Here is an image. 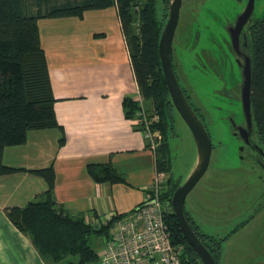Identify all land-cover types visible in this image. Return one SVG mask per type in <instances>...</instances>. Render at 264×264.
<instances>
[{"label":"crops","instance_id":"crops-1","mask_svg":"<svg viewBox=\"0 0 264 264\" xmlns=\"http://www.w3.org/2000/svg\"><path fill=\"white\" fill-rule=\"evenodd\" d=\"M38 29L61 128L29 131L24 144L2 152L6 167L22 170L0 175V264H47L4 212L46 190L27 170L51 167L57 208L90 223L143 204L156 171L154 152L121 107L122 99L141 96L116 7L43 18ZM89 164H110L126 183L93 181Z\"/></svg>","mask_w":264,"mask_h":264},{"label":"trees","instance_id":"trees-1","mask_svg":"<svg viewBox=\"0 0 264 264\" xmlns=\"http://www.w3.org/2000/svg\"><path fill=\"white\" fill-rule=\"evenodd\" d=\"M111 6L117 9L140 96L152 106L147 112L158 116L152 129L159 131L161 138L154 155L156 170L169 175L161 198L170 205L166 222L171 231V242L182 247L183 264H201L181 234L171 207L172 194L180 182L171 180L168 140L175 135V115L178 114L171 103L158 55L167 0H0V175L22 170L2 163L4 148L24 144L29 131L61 128L54 113L55 98L38 20L81 18L86 11ZM249 31L250 108L255 136L264 151V12L254 20ZM121 107L128 119L135 118L139 109L138 102L131 98L122 99ZM63 143L62 137L59 146ZM86 171L97 183H126L110 164H89ZM27 172L41 177L46 182V190L23 207L5 209L8 220L30 240L47 264L98 261V253L89 245L90 238L93 235L108 237L109 229L123 214L111 218L105 226H90L82 217L57 208L53 197L55 174L51 167ZM190 226L217 263L210 248L218 246L219 242L208 241L210 245H206L192 224Z\"/></svg>","mask_w":264,"mask_h":264},{"label":"rangeland","instance_id":"rangeland-1","mask_svg":"<svg viewBox=\"0 0 264 264\" xmlns=\"http://www.w3.org/2000/svg\"><path fill=\"white\" fill-rule=\"evenodd\" d=\"M242 7L243 5L237 0L183 2L173 38V60H178L183 65L190 63L187 61L189 55L177 46L180 41L189 40L190 32H192V39L195 38L194 44H199L196 51L205 39L216 45V41L210 37L220 32L217 23L225 22L233 17L241 11ZM263 12L264 0H254L252 18H260ZM201 89L203 87L194 90L195 100L201 96ZM198 103L196 104L202 116L204 115L206 129L210 137L214 138L221 130V121L216 115L211 118L210 111ZM149 104L150 102L146 101L144 105L147 111ZM174 131L175 135L168 140L169 173L172 182L182 183L194 166L196 150L188 127L178 115H175ZM158 145L159 142L156 147ZM232 157L236 159L234 153ZM212 162L213 155L205 174L185 199L184 210L189 224H192L205 241H216L225 235L229 236L223 244L212 245L210 248L217 264H264V174L261 172L260 177H255V174L240 167L237 161H223L224 165H228L221 169L213 168L218 165ZM227 167L229 168L225 169ZM250 179H253L256 184L255 187H250L251 189L247 187ZM216 184L229 187L232 190V196L226 198L215 192L212 188ZM104 242V237L93 235L89 245L99 253L103 251ZM208 244L210 245V242ZM98 262L100 263L98 260L90 264H99Z\"/></svg>","mask_w":264,"mask_h":264},{"label":"flooded vegetation","instance_id":"flooded-vegetation-1","mask_svg":"<svg viewBox=\"0 0 264 264\" xmlns=\"http://www.w3.org/2000/svg\"><path fill=\"white\" fill-rule=\"evenodd\" d=\"M186 1L188 0H181V5ZM237 1L243 5L241 11L225 22L217 23L220 32L210 37L216 41V45L205 39L202 46L196 51L199 44H194L195 38L192 39V32H190L188 41H180L177 44L179 49L189 55L187 61L190 63L183 65L178 60H173V42L171 61L184 97L210 138L212 164L218 165L213 168L221 169L227 166L228 164L224 165L223 161H237L240 167L255 174V177H260L261 172L264 174V151L256 139L252 115V125L250 129L248 128L242 92V67L247 49H249V28L256 18H252V13L248 22L237 34L238 42L234 45L231 38V32L234 30L232 26L235 25L238 14L245 8L247 0ZM204 29L206 28L204 27ZM243 32L246 34V39L242 36ZM175 33L176 31L174 36ZM200 87H203L200 91L201 96L196 100L210 111L211 118L216 115L221 121V130L214 138L210 137L204 123V115L202 116L200 108L196 104L198 102L193 96L194 90ZM232 153L235 154L236 159H233ZM255 186L253 179H250L247 187ZM212 189L226 198L232 196V190L229 187L216 184ZM227 237L229 236L225 235L216 241L223 244ZM204 243L209 245L208 241H204Z\"/></svg>","mask_w":264,"mask_h":264},{"label":"built area","instance_id":"built-area-1","mask_svg":"<svg viewBox=\"0 0 264 264\" xmlns=\"http://www.w3.org/2000/svg\"><path fill=\"white\" fill-rule=\"evenodd\" d=\"M137 102L136 125L149 149L155 152L161 135L159 131H153L152 125L158 122V116L147 112L142 98ZM168 177L166 172L156 170L144 203L113 223L108 237H104L103 251L98 253L100 264H183L182 247L172 244L166 222L170 205L161 198ZM111 218L105 216L97 222H84L99 228L107 225Z\"/></svg>","mask_w":264,"mask_h":264},{"label":"water","instance_id":"water-1","mask_svg":"<svg viewBox=\"0 0 264 264\" xmlns=\"http://www.w3.org/2000/svg\"><path fill=\"white\" fill-rule=\"evenodd\" d=\"M180 8L181 0H167V15L159 37L158 55L161 71L171 103L192 135L196 150V159L189 175L175 188L171 197V207L181 234L183 235L187 244L197 255L200 263L216 264L210 251L194 233L184 213L185 199L208 169L212 149L211 141L207 131L184 97L172 66L171 46L174 38V32L179 20ZM253 10L254 0H247L245 8L238 14L235 25L232 26L234 30L231 32V38L234 45L238 42L237 34L248 22ZM242 36L244 39H246V34L244 32L242 33ZM243 64V105L246 113L248 128L250 129L252 125V114L250 108L251 56L249 54V49H247V54L245 55ZM151 203L153 202H150V204Z\"/></svg>","mask_w":264,"mask_h":264}]
</instances>
